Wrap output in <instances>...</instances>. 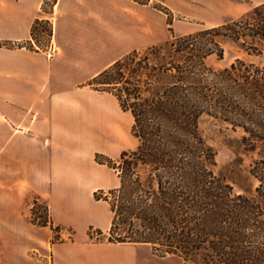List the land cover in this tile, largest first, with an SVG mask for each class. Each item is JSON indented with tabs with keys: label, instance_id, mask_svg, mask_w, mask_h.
<instances>
[{
	"label": "trees",
	"instance_id": "obj_1",
	"mask_svg": "<svg viewBox=\"0 0 264 264\" xmlns=\"http://www.w3.org/2000/svg\"><path fill=\"white\" fill-rule=\"evenodd\" d=\"M43 25H34L33 37ZM171 33L88 83L132 116L138 140L118 161H98L120 184L95 194L109 204L112 221L99 237L89 233V242L145 245L185 264H264V65L244 58L222 69L210 64L224 59L228 43L246 56L262 55L264 4L217 26ZM205 119L239 135L240 156L224 168L203 133ZM45 212L34 224L53 228L47 205Z\"/></svg>",
	"mask_w": 264,
	"mask_h": 264
},
{
	"label": "crops",
	"instance_id": "obj_2",
	"mask_svg": "<svg viewBox=\"0 0 264 264\" xmlns=\"http://www.w3.org/2000/svg\"><path fill=\"white\" fill-rule=\"evenodd\" d=\"M146 7L0 0V239L10 240L9 264H17L16 240L32 233L26 214L35 201L48 206L54 226L76 231L74 242L54 245L53 259L40 264H161L145 245L88 242L90 228L107 232L112 221L95 194L120 184L96 152L119 156L129 119L112 95L88 83L129 53L160 44V18ZM38 21L52 29V55L26 47L36 45Z\"/></svg>",
	"mask_w": 264,
	"mask_h": 264
},
{
	"label": "rangeland",
	"instance_id": "obj_3",
	"mask_svg": "<svg viewBox=\"0 0 264 264\" xmlns=\"http://www.w3.org/2000/svg\"><path fill=\"white\" fill-rule=\"evenodd\" d=\"M139 1L141 3H146V8L156 13L160 18V44L171 39V30L174 35H186L202 28L213 27L215 25L225 23L226 21L236 19L252 8L264 4V0ZM47 29L48 27L46 25H43L41 28H39L36 36L33 37L36 45L33 44L31 47H26L28 49L44 51L47 53L46 49L49 46L47 43ZM262 50L263 53L261 56L250 57L239 52L236 47L228 43L225 45L224 59L222 61H218L216 58H212L210 60V64L215 68L222 69L231 65L237 58H244L256 64L264 65V41ZM129 115L128 142L124 151L133 150L138 145V140L132 134L133 119L132 116L129 117ZM124 116H126V114H124ZM202 130L204 135L208 138L209 142L217 151V161L220 168H224L237 160L238 156H240L237 155V146L235 144V140L239 138L238 134L227 130L225 125L211 119L204 120L202 124ZM121 154L116 158H113L108 154L97 151L95 159L97 163L98 161H103L104 158H110L113 161H118ZM244 159L243 168H248L250 159L246 157ZM105 166L108 167L107 165ZM252 189L254 190V187H252ZM108 192L109 191H105V193ZM45 206V203L40 202L38 207L35 208V215L32 213L34 206L26 214V221L29 224L34 225V228L32 229V233H30L25 239L16 240L17 264H40V261L50 262L53 259L52 248L54 245L67 242L70 243L76 240V231L72 227L53 225V228L48 226L47 229H44V227L35 225L41 221L40 217H44V214L46 213ZM57 227L59 228L55 229ZM98 230V228L92 227L88 230V234L92 233L94 237H99L97 234ZM9 241L10 240L8 239H0V264H9ZM146 253L148 254L147 256L154 258V260L160 262L161 264H185L181 259L175 256L161 258L154 255L150 249H146Z\"/></svg>",
	"mask_w": 264,
	"mask_h": 264
},
{
	"label": "built area",
	"instance_id": "obj_4",
	"mask_svg": "<svg viewBox=\"0 0 264 264\" xmlns=\"http://www.w3.org/2000/svg\"><path fill=\"white\" fill-rule=\"evenodd\" d=\"M46 51H47V53H48L49 55L54 54V53H55L54 46L49 45V46L47 47Z\"/></svg>",
	"mask_w": 264,
	"mask_h": 264
}]
</instances>
